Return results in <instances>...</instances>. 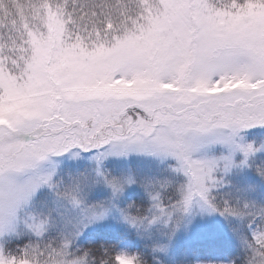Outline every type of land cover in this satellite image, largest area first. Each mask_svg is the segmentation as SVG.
I'll list each match as a JSON object with an SVG mask.
<instances>
[{
    "label": "snow or ice",
    "instance_id": "snow-or-ice-1",
    "mask_svg": "<svg viewBox=\"0 0 264 264\" xmlns=\"http://www.w3.org/2000/svg\"><path fill=\"white\" fill-rule=\"evenodd\" d=\"M0 264H264V0H0Z\"/></svg>",
    "mask_w": 264,
    "mask_h": 264
}]
</instances>
